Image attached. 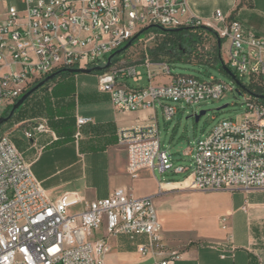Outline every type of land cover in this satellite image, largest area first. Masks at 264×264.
Returning a JSON list of instances; mask_svg holds the SVG:
<instances>
[{
	"label": "built area",
	"instance_id": "built-area-1",
	"mask_svg": "<svg viewBox=\"0 0 264 264\" xmlns=\"http://www.w3.org/2000/svg\"><path fill=\"white\" fill-rule=\"evenodd\" d=\"M15 2L0 0V117L35 82L59 70L104 66L107 55L146 27L202 28L228 44L225 64L242 86L236 90L243 96V115L218 121L185 152L189 165H174L171 155L160 149L157 107L168 123L178 112L171 103L195 107L220 100L232 88L211 78L171 75L166 64L153 63L145 53L139 65H110L97 74L96 88L109 97L114 110L152 111L144 123L116 132L117 144L127 152V175L136 179L142 170L157 168L187 173L182 181L165 182L184 190H264V97L257 98L250 89L264 85V38L220 11L214 13L215 23H207L188 12L186 0ZM160 37L145 33L135 41L145 49ZM158 75L168 82H154ZM91 122L75 118L76 140L80 128ZM46 133L55 139L47 121L39 119L24 136L29 140ZM74 207L78 212L70 214ZM160 234L152 196L135 198L119 188L94 201L77 192L51 199L9 134L0 136V264H105L108 239L118 235L145 236L136 250L154 257L162 248ZM177 258L171 253L152 264H174Z\"/></svg>",
	"mask_w": 264,
	"mask_h": 264
},
{
	"label": "crops",
	"instance_id": "crops-1",
	"mask_svg": "<svg viewBox=\"0 0 264 264\" xmlns=\"http://www.w3.org/2000/svg\"><path fill=\"white\" fill-rule=\"evenodd\" d=\"M9 2L16 4L15 0ZM186 4L191 15L207 23H215L214 13L220 11L228 20L238 21L247 32L264 38V0H186ZM206 33L217 43L210 31ZM221 42L220 58L225 64L227 55L224 59ZM225 50L227 54V43ZM73 79L76 81L75 77ZM154 82L166 83L168 79L158 75ZM143 83L146 84L145 81L140 84ZM103 95L76 91L74 128L68 135H58L49 127L55 139L49 133L26 139L24 131L31 130L39 121L28 114H17L0 127L31 163L34 177L51 199L65 192H77L86 200L94 201L106 198L119 188L128 192L127 152L117 144L116 132L144 123L152 111L119 113L112 107L109 97ZM76 117L92 120L80 128L81 136L77 140L74 138ZM141 172L152 182L156 192L158 182L153 171ZM167 186L168 190L173 187L174 191L184 190L176 185ZM190 194L201 198L197 210L199 217L194 219L174 216L173 220L161 210L170 196H160L154 203L161 225L162 246L154 257L142 256L136 250L138 244L145 243V236L118 235L108 239L110 249L104 257L105 264H152L154 259L171 253L178 255L174 264H264L263 189L194 191ZM102 233L103 229L96 236Z\"/></svg>",
	"mask_w": 264,
	"mask_h": 264
},
{
	"label": "rangeland",
	"instance_id": "rangeland-1",
	"mask_svg": "<svg viewBox=\"0 0 264 264\" xmlns=\"http://www.w3.org/2000/svg\"><path fill=\"white\" fill-rule=\"evenodd\" d=\"M190 32L192 31L190 30ZM148 33H154L160 36H162L163 34L162 31L156 29H152L148 31ZM144 36L145 33L140 35V37ZM158 42L159 38H156L155 41L147 45L145 49L143 47V44L135 42L128 50L118 55L119 60L117 62L139 65L145 53L153 63H156L157 56L152 53V50L158 44ZM201 42L202 43L197 49V52L200 54L199 56L202 57L201 61L203 62L211 57L210 55H208V53L211 52L215 41L213 40V38L206 37L205 39H202ZM221 43L223 44L221 50L223 58L226 59V42L222 41ZM108 56L109 55L105 57V61ZM199 56L195 57L194 55L190 58L184 57L180 60L170 62L167 66L170 69L171 75H191L197 77L201 81H208L210 80V78L215 79L230 86L232 88V91L225 92L223 97L218 101H208L195 107L187 106L182 103H171V105L175 106L178 109V112L168 123L163 120L161 110L157 107L160 149L167 151L171 155L174 165L188 166L190 163V159L184 154L194 145L195 141L208 133L218 121L238 119L243 115L245 109L243 96L237 94L236 85L233 83V81L225 73L220 72L216 68L210 67L208 65L195 64L199 62ZM101 64H104V61H101ZM156 71L157 73H160L159 70ZM96 76L97 74L92 73L75 74L74 77L76 78V81H73L72 83L74 92L76 93V91H89L94 95L101 96V93H97ZM55 82H57V80H55L53 83ZM139 85L141 84H138L136 86ZM50 88L51 87L49 86L48 91L45 90L37 92L24 107V111L23 113H20V115L28 114L30 116H35L39 119H44L47 121L48 118L43 111H35V104L39 103L42 100L44 94H50ZM81 105L84 106L85 104ZM225 105L226 107L224 109H221L219 111L216 110ZM200 111H205L206 113L200 117L197 123H195L193 118L190 116ZM3 134L4 130H0V136ZM155 166H157V164H155ZM145 170L147 169H144V171ZM152 175L156 179V182H158V184L156 185V192L153 191L152 182H150L146 175L141 172L139 173L138 178L128 179L130 182L129 183L127 181L128 193L135 198H140L147 195L153 196L154 203L158 201V198L160 196H170V198L164 201L161 210H163L164 212L166 211L173 220L174 216L182 219H194L199 217L197 210L199 204L201 203V198L190 194L191 192H194L191 190H168V186L165 183L182 181L187 173H161L157 168H155L152 172ZM159 181H162L163 183L161 184V182ZM78 210V207H74L69 210V213L73 214L78 212Z\"/></svg>",
	"mask_w": 264,
	"mask_h": 264
},
{
	"label": "trees",
	"instance_id": "trees-1",
	"mask_svg": "<svg viewBox=\"0 0 264 264\" xmlns=\"http://www.w3.org/2000/svg\"><path fill=\"white\" fill-rule=\"evenodd\" d=\"M152 29L145 31L144 33H148V31ZM191 31L192 32H190V29H184L178 32H163L162 37L159 38L158 44L152 50V53L157 56L156 63H164L166 65H169L170 62L180 60L184 57L190 58L194 55L195 57H198L200 54L197 52V49L201 45L202 39H205L208 36L206 33L207 31L202 28H193L191 29ZM135 42L136 41H134L133 44ZM208 55H210L211 57L203 62L201 61L202 57L199 56V62L195 64L208 65L224 73L222 70V64L224 63L220 58V45L215 42L213 48L211 49V52H209ZM118 60V56H115L111 61V65L116 63ZM224 65L227 67L226 64ZM99 73L101 72H93L92 74ZM74 75L75 74L69 73L64 70L57 71V75L51 81H49L48 83L40 87L37 91H35L23 103V105L15 111L11 119H13L17 114L23 113L24 107L37 92L45 90L48 91V88L50 86V94H44L42 100L39 103L35 104V111H43L45 113L48 118V126L52 130H54L58 135H68L69 133H71L74 128L73 99L75 92L72 85ZM55 80H57V82L53 83ZM39 82L40 81H37L33 85L29 86L25 90V92L36 86ZM250 89H252L255 95L264 97V85L255 84L251 86ZM10 109L11 107L7 109V111L3 114V117H6L8 115ZM10 120H8L7 122H9Z\"/></svg>",
	"mask_w": 264,
	"mask_h": 264
},
{
	"label": "water",
	"instance_id": "water-1",
	"mask_svg": "<svg viewBox=\"0 0 264 264\" xmlns=\"http://www.w3.org/2000/svg\"><path fill=\"white\" fill-rule=\"evenodd\" d=\"M158 29L162 32H166V31H174V32H178V31H182L184 30L183 28H178V29H172V30H166L160 27H146L144 29H142L139 33H137L131 40H129L126 44H124V46H122L121 48L115 50L112 54H110L108 56V58L106 59V63L104 66H96L94 68H89V69H66L64 71H67L69 73L72 74H78V73H86V74H90L93 72H101L107 68L110 67L111 65V61L115 56L120 55L122 52L128 50L133 41H135L142 33H144L145 31L149 30V29ZM217 44L220 45V41H217ZM222 70L223 72L233 81V83L239 87L242 88V86L240 85V82L236 79V77L234 76V74L224 65L222 64ZM57 75V72L50 74L49 76L45 77L43 80H41L36 86H34L33 88H31L30 90H28L27 92H25L12 106L11 109L8 113V115L6 117H0V126H2L3 124H5L8 120H10L13 116V114L15 113V111L23 105V103L35 92L37 91L40 87H42L43 85H45L46 83H48L49 81H51L55 76ZM237 94L240 95V93L236 90ZM257 98H263L262 96H257ZM226 107L222 106L218 109H216L217 111L224 109ZM206 112L205 111H200L198 113H196L195 115H192L190 117L193 118L194 122L197 123L198 120L200 119L201 116H203Z\"/></svg>",
	"mask_w": 264,
	"mask_h": 264
}]
</instances>
